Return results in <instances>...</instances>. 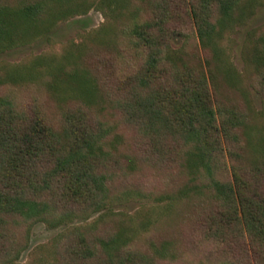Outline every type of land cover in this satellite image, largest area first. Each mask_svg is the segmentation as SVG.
<instances>
[{"label":"rangeland","instance_id":"1","mask_svg":"<svg viewBox=\"0 0 264 264\" xmlns=\"http://www.w3.org/2000/svg\"><path fill=\"white\" fill-rule=\"evenodd\" d=\"M24 1L3 2L10 14ZM38 1L45 4L32 25L12 27L0 45V98L12 102L25 124L38 120L48 135L62 136L61 146L70 142L84 152L92 135L103 151L87 162L105 186V192L96 189L97 198L108 199L95 208L91 199L64 195L68 176L57 172L58 153L19 165V172L0 164V190L46 204L38 215L0 212V264H119L110 260L119 252L122 264H131L125 249L149 254L155 264H264V249L240 229H225L222 241L211 236L222 207L210 179L194 170L195 159L182 168L168 154L187 150L180 135L150 134L141 120L131 125L120 105L128 78L144 61L130 29L151 19L149 0ZM181 6L168 7L169 28L179 32L171 37L172 48L189 64L203 66L216 117L229 135L216 178L232 180L233 165L247 175L263 169L264 0H239L222 32L209 34L206 43ZM92 85L97 91L85 94ZM68 127L73 131L64 134ZM243 178L250 189L264 187V179Z\"/></svg>","mask_w":264,"mask_h":264},{"label":"trees","instance_id":"2","mask_svg":"<svg viewBox=\"0 0 264 264\" xmlns=\"http://www.w3.org/2000/svg\"><path fill=\"white\" fill-rule=\"evenodd\" d=\"M3 1L0 0V45L7 34L12 32V27L20 30L23 24L21 22H24L22 27L28 29L29 26H25V23L30 25L34 15H39L45 4L38 0H34L35 2L25 0L20 5L19 12L9 14ZM174 1L182 5L184 14H187L193 22L197 37L206 43L209 34L222 32L223 25L231 20L234 7L239 0H149L151 19L135 23L130 29L132 35H136V39H131L132 44L135 48L141 49L144 61L139 70L129 77L130 79L127 77L131 85L126 100L120 102V105L128 113L127 121L131 122V125L134 121L141 120L150 134L158 131L164 137L178 134L188 146L187 150L182 149L180 154L172 151L168 154L174 153L173 161L180 162L182 168H190L189 161L195 159L194 170L197 169L198 175L210 179V185L222 207L217 212L218 218L216 214L217 227L214 232L209 229L208 223L212 224V218H215L211 216L210 221L208 223L206 221L205 227L207 225L211 236L222 241L236 227L240 229V235L249 236L254 246L263 250L264 187L261 184L256 189L248 188V181L244 180L243 174L258 181L264 179V168L255 167L252 174L247 175L242 168L233 165L232 180L222 181L216 178L215 168L221 169L222 160L224 162L225 158L222 143L229 135L216 117L203 66L189 64L172 48L171 37L179 33L175 28H169L171 13L168 7L175 3ZM20 33L23 35L22 31ZM174 54L176 57L173 60L171 55ZM260 58L263 61L264 54ZM123 89L127 90V87ZM85 91V94L92 95L97 90L92 85ZM227 122L231 123V121ZM231 124L235 126L238 122ZM72 131L73 129L68 127L64 128L63 133ZM62 142V136L48 135L38 120L32 121L31 125L25 124L23 115L15 111L12 102L0 98V164L2 167L5 165L3 169L19 172V165L35 163L43 156L53 157L58 153L55 164L57 172L64 171L68 176L62 187L63 194H69L76 200L91 199L95 208L104 206L108 197L97 198L95 191L98 189L105 192V186L100 177L95 175L94 168H91L87 162V158L91 157L94 151L103 150L95 143L92 135L86 136L84 146L87 150L84 152L74 149V146L69 147L70 142L61 146ZM54 143L59 145L55 148ZM106 153L108 160L110 153ZM143 159L146 162L149 160L146 157ZM134 168L130 169L134 170ZM56 169L54 167L49 174H55ZM188 176H190L188 182L194 180L191 174ZM45 205L27 199L22 194L0 190V212L18 213L24 216L38 215L46 210ZM225 229H229L228 233ZM114 239L112 237L104 244ZM128 244L130 243L121 245L117 250L123 251ZM104 250L107 255H111L107 248ZM125 253V259L130 260L131 264H155L149 254L134 249H125ZM121 257L119 252L110 260L122 264Z\"/></svg>","mask_w":264,"mask_h":264}]
</instances>
